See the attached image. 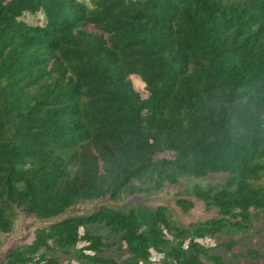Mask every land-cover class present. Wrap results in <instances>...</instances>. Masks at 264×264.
<instances>
[{"label": "trees", "instance_id": "obj_1", "mask_svg": "<svg viewBox=\"0 0 264 264\" xmlns=\"http://www.w3.org/2000/svg\"><path fill=\"white\" fill-rule=\"evenodd\" d=\"M181 184L219 217L124 202ZM20 214L49 223L0 264H261L264 0H0V236Z\"/></svg>", "mask_w": 264, "mask_h": 264}, {"label": "rangeland", "instance_id": "obj_2", "mask_svg": "<svg viewBox=\"0 0 264 264\" xmlns=\"http://www.w3.org/2000/svg\"><path fill=\"white\" fill-rule=\"evenodd\" d=\"M34 19L28 18V21ZM136 87L142 91L143 84L138 77H134ZM224 180L223 176H210L202 180V185L208 183L218 184ZM179 198H185L194 203L193 208L188 213L184 212L183 209L178 205L177 200ZM127 205L141 204L151 208H156L159 205L167 206L171 212L173 218L180 224L189 225L194 222L206 220L209 218H218L219 214L216 208L208 209L205 203L197 199L194 195L189 194L185 191L184 185L166 186L164 189L153 192L150 194H137L130 196L124 200ZM103 204L112 205L113 202L110 199L94 200L91 202L83 203L71 210L66 215H78V214H89L93 210L99 208ZM63 217V216H62ZM59 220V219H58ZM49 222L37 219L34 216H27L20 214L18 217L13 231L9 234L0 236V257L3 256L10 248L14 245L22 243H31L34 238V231L37 227L45 226ZM98 229V228H97ZM255 230H264V217L260 221L254 223ZM99 232L104 233V229H98ZM264 238V234L261 233ZM243 232L234 235L235 239L243 237ZM264 264V261L261 263Z\"/></svg>", "mask_w": 264, "mask_h": 264}, {"label": "built area", "instance_id": "obj_3", "mask_svg": "<svg viewBox=\"0 0 264 264\" xmlns=\"http://www.w3.org/2000/svg\"><path fill=\"white\" fill-rule=\"evenodd\" d=\"M151 261L153 262V264H164L163 262V257L153 253L151 255Z\"/></svg>", "mask_w": 264, "mask_h": 264}]
</instances>
